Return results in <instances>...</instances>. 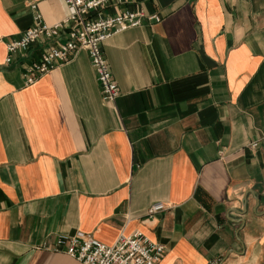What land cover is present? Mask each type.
<instances>
[{
  "label": "crops",
  "instance_id": "1",
  "mask_svg": "<svg viewBox=\"0 0 264 264\" xmlns=\"http://www.w3.org/2000/svg\"><path fill=\"white\" fill-rule=\"evenodd\" d=\"M31 4L48 24L69 15L64 0H0V264H83L60 236L136 231L165 245L159 264H264V0L107 8L158 16L104 43L114 102L86 50L32 84L50 41L7 62Z\"/></svg>",
  "mask_w": 264,
  "mask_h": 264
},
{
  "label": "built area",
  "instance_id": "2",
  "mask_svg": "<svg viewBox=\"0 0 264 264\" xmlns=\"http://www.w3.org/2000/svg\"><path fill=\"white\" fill-rule=\"evenodd\" d=\"M69 15L48 24L31 4L34 19L20 37L7 43V62L14 54L36 44L41 39L51 42L44 48L38 59L26 66L24 76L27 84L66 62L79 50H86L101 86L103 99L114 102L120 95V88L105 55L103 45L114 34L130 27L141 25L145 20L158 19L143 10L106 12L113 5L124 0H64ZM254 145H257L256 143ZM166 209L163 202H156L148 209V215ZM68 241L67 254L83 264H159L166 253L165 245L154 242L144 233L136 231L130 235L121 234L113 244L104 243L90 234L60 236L58 245ZM209 264H221L216 258Z\"/></svg>",
  "mask_w": 264,
  "mask_h": 264
},
{
  "label": "water",
  "instance_id": "3",
  "mask_svg": "<svg viewBox=\"0 0 264 264\" xmlns=\"http://www.w3.org/2000/svg\"><path fill=\"white\" fill-rule=\"evenodd\" d=\"M258 200H259V197H258ZM243 214L245 213V212H242Z\"/></svg>",
  "mask_w": 264,
  "mask_h": 264
}]
</instances>
